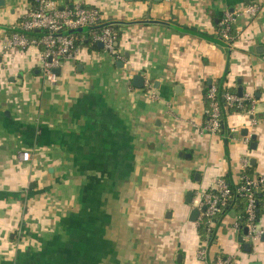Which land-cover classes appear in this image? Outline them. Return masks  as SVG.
<instances>
[{
	"label": "crops",
	"instance_id": "crops-1",
	"mask_svg": "<svg viewBox=\"0 0 264 264\" xmlns=\"http://www.w3.org/2000/svg\"><path fill=\"white\" fill-rule=\"evenodd\" d=\"M56 1L122 25L124 60L82 48L49 84L40 49L4 47L31 0H0V264H207L190 222L199 195L238 184L246 162L264 174V0ZM228 13L231 45L214 23ZM208 85L254 100L251 113L227 111L228 141L204 130ZM240 217H218L209 263L264 264V215L252 253Z\"/></svg>",
	"mask_w": 264,
	"mask_h": 264
},
{
	"label": "built area",
	"instance_id": "built-area-1",
	"mask_svg": "<svg viewBox=\"0 0 264 264\" xmlns=\"http://www.w3.org/2000/svg\"><path fill=\"white\" fill-rule=\"evenodd\" d=\"M31 8L27 15L13 28V33L5 40V49H19L26 51L30 48H38L41 51L40 70L49 84H56L59 75L56 69L63 70L69 63L76 61L82 48L78 46V38L69 32L80 29H89L82 35H89L91 46L102 44L103 51L112 55L116 60H124L123 55L118 51L117 41L118 32L112 25H105L102 12L97 8L86 7L82 2L61 8L56 0H32ZM241 12L249 16H255L259 12L257 6H247ZM238 13H234L237 16ZM234 21V16L226 14L223 22L222 36L224 41H229L230 24ZM102 28H97L102 26ZM37 33L38 38L29 39L26 34ZM85 39V38H83ZM226 104L225 109L244 110L247 102L252 103L253 98L248 95L239 97L238 94L227 92L224 95ZM208 99L211 101L210 109L206 112L205 132L212 135H221L223 124V114L217 101V88L212 87ZM232 134V132H231ZM24 162H30L32 156L29 152L21 155ZM248 162L244 163V172L240 176L239 183L234 185L228 179L221 178L216 185L199 195L198 208L201 211L198 219V227L205 225L207 235L216 228L218 217L230 207L235 200L245 201V220L249 234L244 236L247 242L253 244L260 240L261 231L258 229V195L264 194V174L250 176L246 170ZM203 208L205 210L203 211ZM235 229L243 232L240 219L237 220ZM199 257L205 263H209L208 241L206 240L200 251ZM213 264H234V259L228 257L223 259L218 257Z\"/></svg>",
	"mask_w": 264,
	"mask_h": 264
},
{
	"label": "trees",
	"instance_id": "trees-1",
	"mask_svg": "<svg viewBox=\"0 0 264 264\" xmlns=\"http://www.w3.org/2000/svg\"><path fill=\"white\" fill-rule=\"evenodd\" d=\"M150 3H163L165 0H148ZM32 2V0H31ZM232 16L235 17L234 13H230ZM226 18V15L224 16H221V17H215L214 18V23H215V27L217 29V32H218V37L224 41V38L222 36V30L224 28L223 26V22ZM105 25H112L113 26V29L115 31L118 32V40L120 39L121 37V33L119 32V28L122 27V25L120 24H117V23H105ZM102 26H99L97 28H102ZM26 34V33H25ZM74 35L78 38V46H80L81 48H88L90 51H98V47L97 45H94V46H91V38L89 35H82L81 33H74ZM26 36L29 38V39H35V38H38L39 35L37 33H28L26 34ZM237 31L235 29V25L234 23L232 22L230 24V31H229V37H230V40L229 41H225L228 45H231L233 44L236 39H237ZM85 38V39H83ZM119 41H117L118 43ZM227 74V73H226ZM227 76V75H226ZM213 86L211 85H208L206 86V89H205V99H206V103H207V106H209L207 108V111L210 109V106H211V101L208 99V95H209V92L211 90ZM217 88V101L220 105V108H221V112L223 114V118H222V124H223V128H222V132H221V135L226 137L225 134H228V136L230 135L229 131L227 130V123H226V114H227V110L225 109V104H226V100H225V93L227 92H230L231 90H228V89H225L223 88L222 86H218L216 87ZM235 94V92H233ZM238 94V92L236 93ZM252 108V103L251 102H247L246 105H245V109L244 110H235V109H231V110H228L229 113H233L234 111L235 112H247L249 111L250 109ZM206 120H207V117H206ZM226 141H228V137H226ZM253 175V173H252ZM258 198H259V207H258V222L261 218L262 215H264V194L261 195L259 194L258 195ZM242 200H236L235 202H233L230 207L224 212V214L228 213L229 211H232V209L235 207L237 212L239 213V215L241 216L240 217V223H241V226L243 227V231L244 229L246 228V220H245V203H242L241 202ZM235 203V204H234ZM234 204V205H233ZM198 233L199 235L201 236V238L203 240H207L208 241V244L210 245L211 243H213L215 241V229L212 230V232L210 234L207 235V228L205 225H200L198 227ZM223 259H228V256H222Z\"/></svg>",
	"mask_w": 264,
	"mask_h": 264
},
{
	"label": "water",
	"instance_id": "water-1",
	"mask_svg": "<svg viewBox=\"0 0 264 264\" xmlns=\"http://www.w3.org/2000/svg\"><path fill=\"white\" fill-rule=\"evenodd\" d=\"M89 31V29H80V30H78V31H75V32H69L68 34H72V33H85V32H88ZM210 40V39H209ZM214 40V39H213ZM215 43H218V41H214ZM219 42H221L222 43V41H219ZM97 47H98V49L99 50H103V45L102 44H98L97 45ZM120 64V65H119ZM118 65L120 66V67H122L123 65H122V63H119ZM55 73L57 74V75H61V73H62V70L61 69H56L55 70ZM144 82H145V80H144V78L142 77V76H136V77H134V79H133V85L137 88V89H143L144 88ZM243 95H244V89L243 88H240L239 90H238V96L239 97H243ZM245 135H247V133L245 132ZM253 140L255 141L256 140V136H253ZM256 148H257V145L255 144V143H253V145H252V149L253 150H256ZM252 164L253 165H256V161L255 160H253L252 161ZM192 198H193V194L191 193V194H189V200H188V203H191L192 202ZM205 210V208H203V211ZM200 214H201V211H200V209L199 208H195V209H193L192 210V212H191V215H190V222H192V223H196L197 221H198V219H199V217H200ZM259 222H260V220H259ZM249 234V230H248V228H245L244 229V231H243V235L239 238V242L240 243H242L243 245H244V249H245V252L246 253H252L253 252V250H254V245H253V243L252 242H246V243H244V236H247ZM261 242H264V235H263V238L261 239ZM250 264H262V263H260V262H253V263H250Z\"/></svg>",
	"mask_w": 264,
	"mask_h": 264
},
{
	"label": "rangeland",
	"instance_id": "rangeland-1",
	"mask_svg": "<svg viewBox=\"0 0 264 264\" xmlns=\"http://www.w3.org/2000/svg\"><path fill=\"white\" fill-rule=\"evenodd\" d=\"M241 202H242V203H245V201H243V200H242ZM231 215H234V214H233V212L231 213ZM231 218H232V219H233V221H234V218H233V217H231ZM231 218H230V217H228V219L232 220Z\"/></svg>",
	"mask_w": 264,
	"mask_h": 264
}]
</instances>
